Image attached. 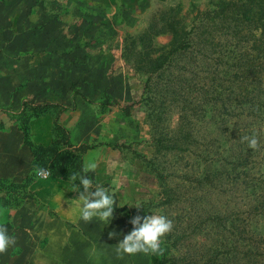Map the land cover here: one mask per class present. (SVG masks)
I'll use <instances>...</instances> for the list:
<instances>
[{"label":"rangeland","instance_id":"rangeland-1","mask_svg":"<svg viewBox=\"0 0 264 264\" xmlns=\"http://www.w3.org/2000/svg\"><path fill=\"white\" fill-rule=\"evenodd\" d=\"M96 3L0 0L1 154L14 136L30 179L69 183L94 160L116 200L108 224L19 237L0 264H264V0ZM25 187L0 178L10 236ZM154 213L173 222L163 254L119 258L130 219Z\"/></svg>","mask_w":264,"mask_h":264},{"label":"crops","instance_id":"crops-1","mask_svg":"<svg viewBox=\"0 0 264 264\" xmlns=\"http://www.w3.org/2000/svg\"><path fill=\"white\" fill-rule=\"evenodd\" d=\"M97 1L99 0H94V3L97 4ZM92 7L95 6L90 3L83 8L89 9ZM1 138L8 140V144H10L5 146L8 150L4 151V156L1 154L3 150H0V178H4L13 184L25 183L24 190L28 193V195H25V199L19 203V208L12 213L11 221L14 228L17 227L23 231V236L13 234L15 239L20 241V238L29 240L48 236L55 239V241H59L61 234H69L70 236L67 235V237L69 239L73 238L72 231L81 230V222H83L80 218L78 203H69V201L78 198V192L72 190L73 183L53 175L47 179H41L34 175V179H30L32 173L31 155L19 151V147L13 145L12 139L14 136H3ZM10 189L12 190L10 192H13V197H21L16 186ZM93 190H95L94 185ZM80 191H83L82 185H80ZM87 251L90 250L81 247L77 252V249L69 247L67 250H62L61 253L83 255ZM72 260L79 262L76 259Z\"/></svg>","mask_w":264,"mask_h":264},{"label":"clouds","instance_id":"clouds-1","mask_svg":"<svg viewBox=\"0 0 264 264\" xmlns=\"http://www.w3.org/2000/svg\"><path fill=\"white\" fill-rule=\"evenodd\" d=\"M241 142H247L249 148L257 150L259 148V140L256 135L242 136ZM98 164L94 160H86L82 166L80 173H72L70 176L73 182L72 190L78 192V198L69 201V203H78L80 207V218L85 222H91L94 218L108 224L112 220L114 213V205L116 200L114 192L102 185H96L93 190V181L88 176L89 172H95ZM34 173L38 178L47 179L50 175L48 169L36 167ZM79 180L83 186L80 191V185L75 181ZM135 207L139 210L140 204ZM129 223L132 224V230L127 234H123V239L116 244V254L119 258L124 255H135L144 253L145 255L163 254L161 248V239L170 233L173 229V222L165 215H145L139 214L133 216ZM118 233L113 230L109 233V238L116 237ZM16 244L14 236L8 234L7 226L0 222V254L7 253L9 247Z\"/></svg>","mask_w":264,"mask_h":264},{"label":"trees","instance_id":"trees-1","mask_svg":"<svg viewBox=\"0 0 264 264\" xmlns=\"http://www.w3.org/2000/svg\"><path fill=\"white\" fill-rule=\"evenodd\" d=\"M253 83H254V82H253ZM255 85H256V86H260V85H259V84H257L256 82H255ZM177 264H180V263H179V262H177Z\"/></svg>","mask_w":264,"mask_h":264}]
</instances>
